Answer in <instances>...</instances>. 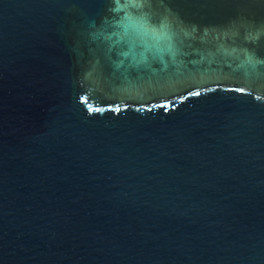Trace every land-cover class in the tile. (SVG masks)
Returning <instances> with one entry per match:
<instances>
[{
	"label": "water",
	"instance_id": "water-1",
	"mask_svg": "<svg viewBox=\"0 0 264 264\" xmlns=\"http://www.w3.org/2000/svg\"><path fill=\"white\" fill-rule=\"evenodd\" d=\"M110 5L0 0V264H264V0Z\"/></svg>",
	"mask_w": 264,
	"mask_h": 264
},
{
	"label": "clouds",
	"instance_id": "clouds-1",
	"mask_svg": "<svg viewBox=\"0 0 264 264\" xmlns=\"http://www.w3.org/2000/svg\"><path fill=\"white\" fill-rule=\"evenodd\" d=\"M146 0H111V5L108 12L112 16L120 17L118 21V29L130 39L143 37H151L156 42V51L163 52L165 49L171 50L169 43L172 37L170 33V25L167 21L156 24L150 18L145 10ZM94 23V22H93ZM117 34H119L117 32ZM166 43V48L161 47V44ZM141 58L147 59L143 52L140 53ZM249 63L256 65H264V59L248 56Z\"/></svg>",
	"mask_w": 264,
	"mask_h": 264
}]
</instances>
